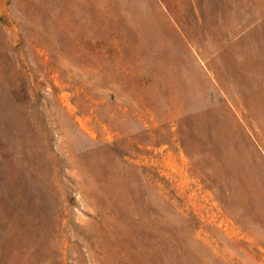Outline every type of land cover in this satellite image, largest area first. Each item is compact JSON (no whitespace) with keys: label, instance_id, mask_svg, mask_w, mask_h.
Returning <instances> with one entry per match:
<instances>
[{"label":"rangeland","instance_id":"rangeland-1","mask_svg":"<svg viewBox=\"0 0 264 264\" xmlns=\"http://www.w3.org/2000/svg\"><path fill=\"white\" fill-rule=\"evenodd\" d=\"M0 264H264V0H0Z\"/></svg>","mask_w":264,"mask_h":264}]
</instances>
